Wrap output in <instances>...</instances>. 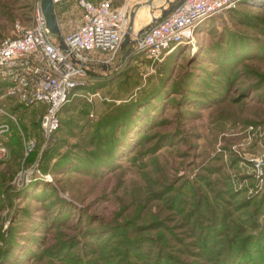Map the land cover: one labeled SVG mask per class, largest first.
I'll use <instances>...</instances> for the list:
<instances>
[{"label": "rangeland", "instance_id": "rangeland-1", "mask_svg": "<svg viewBox=\"0 0 264 264\" xmlns=\"http://www.w3.org/2000/svg\"><path fill=\"white\" fill-rule=\"evenodd\" d=\"M38 1L0 0V39ZM55 15L78 24L73 0ZM121 55L48 136L43 106L8 105L0 264H264V0L203 20L159 63Z\"/></svg>", "mask_w": 264, "mask_h": 264}, {"label": "built area", "instance_id": "built-area-1", "mask_svg": "<svg viewBox=\"0 0 264 264\" xmlns=\"http://www.w3.org/2000/svg\"><path fill=\"white\" fill-rule=\"evenodd\" d=\"M66 1L51 0L54 12L61 10ZM142 1L145 0H126L121 6L112 7L106 0H73L79 12L77 26L63 32L58 25L65 51L58 48L47 32L39 1L31 11L28 24L13 23L10 34L0 39V161L8 156L3 141L10 133L11 125L13 128L19 126L7 111L8 105L12 102L26 108L43 106L39 130L45 136L54 132L58 126V110L91 75L72 63L69 57L96 64L110 63L120 50L129 11ZM237 2L184 0L138 37L135 38L137 30L131 33L130 37L135 39L133 52L144 55L150 64L159 63L176 46L191 44L200 22L232 11ZM31 147L32 142L26 140L24 152H29Z\"/></svg>", "mask_w": 264, "mask_h": 264}, {"label": "water", "instance_id": "water-1", "mask_svg": "<svg viewBox=\"0 0 264 264\" xmlns=\"http://www.w3.org/2000/svg\"><path fill=\"white\" fill-rule=\"evenodd\" d=\"M183 1L184 0H164V6L157 8V10L159 11L158 16L153 15L154 9H153V6H151L152 0H145V1L134 4L127 15V26L122 36V40H121L120 47H119L120 51H122L120 60H123L124 57L128 56L130 53H133L134 51L135 39H132L130 35L133 29V19H134L135 13L139 9L144 8V7L149 8L150 20L145 26L141 27L140 29L136 31L135 38L138 37L144 30L149 29L150 27H152V25L159 22L167 14L174 11V9L177 8ZM39 2H40V11L44 18L45 28L47 32L56 41L58 48L65 51V48L61 42L60 31L58 28L56 15H55L54 7H53V4L51 3V0H39ZM69 60L74 64H78L86 71H89L94 74H97V71H104L110 65V63L96 64L92 62L77 61L75 58L71 56L69 57Z\"/></svg>", "mask_w": 264, "mask_h": 264}, {"label": "bare ground", "instance_id": "bare-ground-1", "mask_svg": "<svg viewBox=\"0 0 264 264\" xmlns=\"http://www.w3.org/2000/svg\"><path fill=\"white\" fill-rule=\"evenodd\" d=\"M140 10H138L136 13H135V16H134V19H133V30H132V34L135 32V20L136 18L138 17V14H139Z\"/></svg>", "mask_w": 264, "mask_h": 264}, {"label": "trees", "instance_id": "trees-1", "mask_svg": "<svg viewBox=\"0 0 264 264\" xmlns=\"http://www.w3.org/2000/svg\"><path fill=\"white\" fill-rule=\"evenodd\" d=\"M112 6V5H111ZM113 7V6H112ZM120 119V118H119ZM122 122V124H121V128H129V127H131V126H133V127H135V125H131V126H129V124H130V122H128V124L126 123V124H124L123 122H124V120L123 121H121ZM120 123V122H119ZM113 127V126H112Z\"/></svg>", "mask_w": 264, "mask_h": 264}, {"label": "crops", "instance_id": "crops-1", "mask_svg": "<svg viewBox=\"0 0 264 264\" xmlns=\"http://www.w3.org/2000/svg\"><path fill=\"white\" fill-rule=\"evenodd\" d=\"M159 5H161V4H159ZM159 5H158V6H159ZM1 91H2V87L0 86V93H1Z\"/></svg>", "mask_w": 264, "mask_h": 264}]
</instances>
